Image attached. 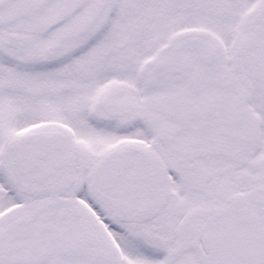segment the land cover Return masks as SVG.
I'll use <instances>...</instances> for the list:
<instances>
[{"label":"snow or ice","instance_id":"obj_1","mask_svg":"<svg viewBox=\"0 0 264 264\" xmlns=\"http://www.w3.org/2000/svg\"><path fill=\"white\" fill-rule=\"evenodd\" d=\"M0 264H264V0H0Z\"/></svg>","mask_w":264,"mask_h":264}]
</instances>
